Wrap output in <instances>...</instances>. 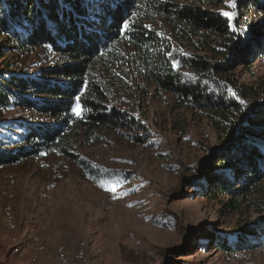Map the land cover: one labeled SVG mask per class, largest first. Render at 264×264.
<instances>
[{"label":"trees","instance_id":"1","mask_svg":"<svg viewBox=\"0 0 264 264\" xmlns=\"http://www.w3.org/2000/svg\"><path fill=\"white\" fill-rule=\"evenodd\" d=\"M221 3L0 0V58L12 56L0 68V111L17 112L0 121V168L36 163L53 179L73 167L98 181L103 168L81 149L107 145L111 135L145 145L137 107L149 94L166 95L173 110L205 118L216 131L201 173L183 178L239 217L208 244L229 255L264 245V88L238 76L264 59V0H236L232 20ZM29 54L45 64L19 67Z\"/></svg>","mask_w":264,"mask_h":264},{"label":"rangeland","instance_id":"2","mask_svg":"<svg viewBox=\"0 0 264 264\" xmlns=\"http://www.w3.org/2000/svg\"><path fill=\"white\" fill-rule=\"evenodd\" d=\"M231 2L236 7V0H222L220 7L230 20L236 15ZM11 57L7 53L0 58V68ZM24 58L19 67L32 72L45 64L35 54ZM254 65L253 74L238 69V76L264 88V59ZM142 106L135 116L147 129L145 145L121 143L111 135L107 145L81 149L103 168L98 181L82 178L73 167L53 179L36 163L0 168V205L12 206L18 224V233H11L0 218V264H59L56 247L73 251L81 240L87 257H99L100 264H264V245L235 255L209 245L210 235L231 232L239 217L223 213L218 199L184 187L183 178L195 179L207 151L217 144L212 124L173 110L166 95L149 94ZM16 114L1 110L0 121ZM2 188L12 191V198L3 195ZM30 229L39 231L44 245L35 262L29 257ZM183 249L187 255L179 256L177 251Z\"/></svg>","mask_w":264,"mask_h":264},{"label":"bare ground","instance_id":"3","mask_svg":"<svg viewBox=\"0 0 264 264\" xmlns=\"http://www.w3.org/2000/svg\"><path fill=\"white\" fill-rule=\"evenodd\" d=\"M8 186H9V184H8ZM3 188L1 190V193L8 198H12V196H13L12 191H10L6 188L3 189ZM12 201L13 200H11V202ZM0 206H1L0 207V218L5 223L7 229H9L11 231V233H15V234L18 233V224L16 223L17 221H15L12 206L9 203H6V204L0 205ZM12 237H13V240L18 239V238H16L17 236L15 237V235H13ZM28 237H29V246H30L29 257H30L31 261L35 262L39 258V255L42 254V252L44 251V245L42 244V242L40 240L38 230L30 229L28 232ZM55 254H56V258H57V261L59 264H100V258L99 257H96L94 259H90L87 257L86 243L82 240L78 241V243H77V245L73 251H69L63 245L57 246L55 249Z\"/></svg>","mask_w":264,"mask_h":264},{"label":"snow or ice","instance_id":"4","mask_svg":"<svg viewBox=\"0 0 264 264\" xmlns=\"http://www.w3.org/2000/svg\"><path fill=\"white\" fill-rule=\"evenodd\" d=\"M229 6L230 7H235V3L234 2H231V3H229ZM223 15L229 16V13L228 12H224Z\"/></svg>","mask_w":264,"mask_h":264}]
</instances>
